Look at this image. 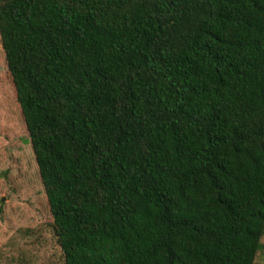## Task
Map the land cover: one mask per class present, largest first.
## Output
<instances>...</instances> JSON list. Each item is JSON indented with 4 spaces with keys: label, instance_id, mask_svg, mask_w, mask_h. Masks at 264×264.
I'll use <instances>...</instances> for the list:
<instances>
[{
    "label": "trees",
    "instance_id": "16d2710c",
    "mask_svg": "<svg viewBox=\"0 0 264 264\" xmlns=\"http://www.w3.org/2000/svg\"><path fill=\"white\" fill-rule=\"evenodd\" d=\"M0 64L64 264H254L264 0H0Z\"/></svg>",
    "mask_w": 264,
    "mask_h": 264
},
{
    "label": "rangeland",
    "instance_id": "374dc122",
    "mask_svg": "<svg viewBox=\"0 0 264 264\" xmlns=\"http://www.w3.org/2000/svg\"><path fill=\"white\" fill-rule=\"evenodd\" d=\"M4 70L0 64V197L9 204L11 217L0 218V264H64L35 176L27 131ZM261 243L254 264H264V234Z\"/></svg>",
    "mask_w": 264,
    "mask_h": 264
}]
</instances>
